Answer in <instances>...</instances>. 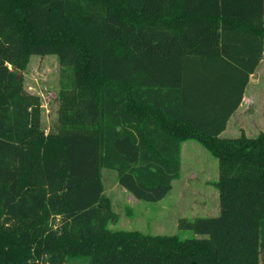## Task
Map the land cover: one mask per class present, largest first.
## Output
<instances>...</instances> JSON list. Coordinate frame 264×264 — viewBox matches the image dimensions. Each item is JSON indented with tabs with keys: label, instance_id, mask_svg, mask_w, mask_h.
I'll use <instances>...</instances> for the list:
<instances>
[{
	"label": "trees",
	"instance_id": "obj_1",
	"mask_svg": "<svg viewBox=\"0 0 264 264\" xmlns=\"http://www.w3.org/2000/svg\"><path fill=\"white\" fill-rule=\"evenodd\" d=\"M73 73L57 134L18 79ZM264 59V0H0V264H264V133L223 138ZM217 160L220 215L194 237L110 230L101 171L156 203L185 141Z\"/></svg>",
	"mask_w": 264,
	"mask_h": 264
},
{
	"label": "rangeland",
	"instance_id": "obj_2",
	"mask_svg": "<svg viewBox=\"0 0 264 264\" xmlns=\"http://www.w3.org/2000/svg\"><path fill=\"white\" fill-rule=\"evenodd\" d=\"M73 73L64 70L58 56H36L28 59L18 73L22 89L40 100V129L46 135L57 134L61 127V91L72 88ZM245 94L244 105L233 116L224 138L242 134L257 138L264 133V59ZM229 123V122H228ZM104 195L111 202L114 219L110 230L139 231L152 236L194 237L182 229V221L215 218L220 215L221 200L216 186L219 179L218 160L198 141L182 144L181 177L163 200L149 203L136 200L119 186L117 173L101 171ZM66 264H90L85 259H71Z\"/></svg>",
	"mask_w": 264,
	"mask_h": 264
},
{
	"label": "crops",
	"instance_id": "obj_3",
	"mask_svg": "<svg viewBox=\"0 0 264 264\" xmlns=\"http://www.w3.org/2000/svg\"><path fill=\"white\" fill-rule=\"evenodd\" d=\"M262 61H263V60H262ZM262 61H261V62H262ZM256 71H257V70H256ZM254 75H255V74H254ZM252 78H253V75L251 76V80H252ZM251 82H252V81H250V84H251ZM248 87H249V85H248ZM248 87H247V89H246V91H245V94H246L247 91H248ZM245 94H244V98H243V101H242V103H241L239 109L234 113V115H236L237 113H240V111H241V109H242V107H243V105H244ZM234 115H233V116H234ZM233 116L231 117L230 121L232 120ZM230 121H229L228 125L230 124ZM226 133H228V126H227L226 131L221 135V137L224 138V136L226 135Z\"/></svg>",
	"mask_w": 264,
	"mask_h": 264
},
{
	"label": "water",
	"instance_id": "obj_4",
	"mask_svg": "<svg viewBox=\"0 0 264 264\" xmlns=\"http://www.w3.org/2000/svg\"><path fill=\"white\" fill-rule=\"evenodd\" d=\"M19 74H21V72H19Z\"/></svg>",
	"mask_w": 264,
	"mask_h": 264
}]
</instances>
